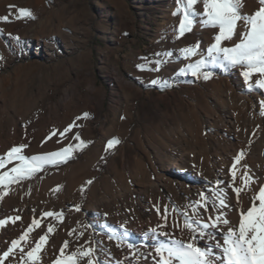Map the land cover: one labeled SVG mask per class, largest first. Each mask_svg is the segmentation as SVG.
<instances>
[{
    "label": "rangeland",
    "instance_id": "1",
    "mask_svg": "<svg viewBox=\"0 0 264 264\" xmlns=\"http://www.w3.org/2000/svg\"><path fill=\"white\" fill-rule=\"evenodd\" d=\"M241 4L242 15H252L261 7L259 0H241ZM178 7L177 0H0V18L8 17L7 21L0 19V156L20 144L27 145L22 154L28 157L55 152L70 143L79 145L73 139L77 133L85 141L79 150L71 151L67 162L46 165L29 178L7 183L0 194V220L7 218L6 197L43 192L55 200L83 184L87 175L78 205L82 209L87 196L96 197L114 187L113 183L105 186L104 177L115 179L123 167L133 173L137 157L146 162L147 155L156 157L158 163L168 156L177 128L204 135L217 130L220 117L234 118L238 113L236 107H220L223 93L216 86L226 78L240 93L252 99L253 93L259 95L248 116L262 119L261 124L242 120L240 133L252 136L253 145L264 144V89L249 90V83L255 87L261 77L254 74L246 82L243 66L222 63H209L203 69L211 73L208 79L181 72L200 59V54L207 57L219 29L203 26L197 16L191 31L178 37L182 13L173 15ZM19 9L31 10L34 18H18ZM195 11L203 13L202 0ZM244 30V22L239 21L236 35L223 46L238 43ZM49 36L58 41L54 56H40L34 46H28L30 38L36 43ZM198 42L199 54L186 59L181 50ZM157 60L162 61L159 70H155ZM138 65L150 67L151 72ZM118 78L136 81L135 88H118ZM92 82L99 88L92 92L99 102L95 113L83 112L82 94ZM211 113V127L197 123ZM124 117L127 123L121 121ZM69 125L74 126L71 132L61 137ZM108 128L111 135L102 136ZM114 138L119 142L109 147L107 142ZM79 161L87 165L85 171L76 165ZM18 163L13 160L0 173ZM97 262L109 264L102 259Z\"/></svg>",
    "mask_w": 264,
    "mask_h": 264
},
{
    "label": "bare ground",
    "instance_id": "2",
    "mask_svg": "<svg viewBox=\"0 0 264 264\" xmlns=\"http://www.w3.org/2000/svg\"><path fill=\"white\" fill-rule=\"evenodd\" d=\"M28 46H34L35 52L40 56H54L59 50L58 41L54 36L36 43L30 38ZM144 69L148 73L151 72L148 66H144ZM136 83V81L124 82L118 78L117 87L134 89ZM216 87L220 93H223L220 107L238 109L234 118L220 117L217 130L207 132L205 135L190 129L183 131L177 128L175 140L169 144L168 156L158 163L155 162L156 157L151 158L147 155L148 162L137 157L136 171L133 173H129L123 167L115 179L104 177L101 182L105 186L113 183L114 187L105 188L99 196H87L82 209H79L78 205L87 175L83 177L85 179L83 184L55 200L43 192L6 197L3 200V208L7 213L5 220L10 217L15 219L17 216L20 219L15 220L14 223L9 220L5 225L0 226V255L7 250L13 239H18L28 229L34 217L40 219L45 211L61 212L62 210V221L47 217L41 221L40 227L30 234L32 238L39 234L43 235L48 230V224L53 225L54 230L48 234L47 243L42 249L40 264H53L66 240L69 241L66 248L68 253L80 246L94 248L92 259L96 262L102 259L109 264H156L158 257L155 255L154 246L157 237L151 234L149 229L162 225L164 227L158 231L174 233L177 238L187 239V231H180L184 223V217L180 213L187 211L190 214L191 205L200 199L199 194L205 192L210 195V189L217 179L224 182L222 187L232 183L229 170L237 154L242 153V158L237 163L239 172L235 186H241L239 176L244 172L253 177L255 183L252 184L251 190L241 191L239 203L237 194L231 188L226 189L231 209L225 211L233 223H238L239 210H246L250 206L254 191H257L260 185H264V144L253 145L252 136L240 133L242 120L251 124H261L262 119L248 116L253 110V99L257 100L259 95L253 93L252 99V96L240 93L228 78L222 80ZM96 89L99 88L92 82L82 94L83 112L86 109L96 112L95 103L99 100L92 95ZM193 114L196 115L194 112ZM212 116H214L212 113L210 116L204 115V119L198 118L197 123L211 127ZM126 117L121 121L127 123ZM27 123L24 118L23 124ZM87 130L91 135L92 130L89 126ZM101 135L110 136L111 129H106ZM234 138H241L243 142L239 144ZM9 141L13 142V140ZM83 162L79 161L76 165L85 171L87 165ZM97 168L96 162L94 176L97 174ZM116 181L120 184H116ZM6 186L7 183L0 187V194ZM174 209H178L179 212ZM200 211L206 218L211 212V207L209 212H204L203 209ZM70 231L73 232L71 236ZM81 232L83 235L79 236ZM34 240L36 239L33 238V242ZM27 250L26 248L25 251ZM123 250L126 251L127 256H124ZM15 251L16 255H10L3 264H23L18 249ZM82 264H87L86 259Z\"/></svg>",
    "mask_w": 264,
    "mask_h": 264
},
{
    "label": "snow or ice",
    "instance_id": "3",
    "mask_svg": "<svg viewBox=\"0 0 264 264\" xmlns=\"http://www.w3.org/2000/svg\"><path fill=\"white\" fill-rule=\"evenodd\" d=\"M177 2L179 7L173 15L182 13L177 29L178 37L191 31L197 16L201 17L203 26L219 29L214 42L207 49V57L200 54V59L180 71L187 70L193 76L202 75L204 79H208L211 73L203 69L209 63H222L232 67L239 65L246 69L242 72L246 82H249L254 74H259L261 77L255 81V87L249 83L250 91H255L257 88L264 89V0H259L261 7L252 15L240 13L241 0H202L203 13L195 11V5L200 0H177ZM18 13V18H34L29 9H19ZM0 19L7 21L8 17ZM239 21H243L245 26V30L240 34L239 42L231 47H224L223 42L231 40L236 35ZM181 52L186 59L199 54V42L182 49ZM161 63L160 60L155 61V70H159ZM138 67L144 70V65H138ZM151 83L156 84L157 81L152 80ZM261 115H264V100L261 101ZM87 116L88 114L85 113L84 118ZM73 127L69 125L60 133V136L66 138L65 134L70 133ZM51 135L54 136L56 133L53 132ZM73 139L79 141V145L70 143L58 151L31 157L22 154L27 145L13 146L5 156H0V169L13 160L19 163L8 171L0 173V187L5 186L6 183L29 178L46 165L55 166L67 162L71 158V151L79 150V146L85 144L78 133ZM118 142L114 138L107 144L111 147ZM242 155V153L237 154L229 170L232 183L222 187L224 182L217 179L210 189V195L205 192L199 194L200 199L193 202L190 214L187 211L180 213L184 217L183 228L180 231H187V239L177 238L174 233L158 231L164 227L162 225L149 229V232L157 237L154 246L155 255L158 257L156 264H264V185H260L258 190L254 191L250 206L246 210H239L238 223H233L225 211L231 209L227 188H231L237 194L239 203L241 191L251 190L252 184L255 183L253 177L244 172L239 176L241 186H235L239 172L237 163ZM210 207L211 212L205 218L200 209L209 212ZM174 211L179 212L178 209ZM47 217L62 221L63 212L62 210L61 212L45 211L40 219L34 217L28 229L18 239H13L7 250L0 255V264H3V261L10 255L15 256L17 249L23 264H40L42 249L47 243L48 234L54 230L53 225L48 224L47 232L40 235L34 242L30 234L39 228L41 221ZM18 219H20L19 216L15 219L10 217L7 220H0V226L5 225L9 220L14 223ZM69 235H73V232L70 231ZM78 235L82 236L83 233ZM160 237L164 239H159ZM68 245L69 241L66 240L60 249V255L56 257L53 264H82L85 259L87 264H98L92 259L94 248L80 246L68 253L66 252ZM131 246L130 244L129 247ZM26 248L27 251H25Z\"/></svg>",
    "mask_w": 264,
    "mask_h": 264
}]
</instances>
